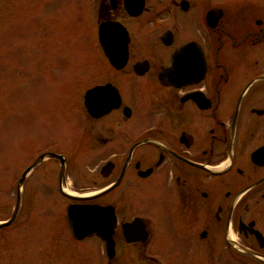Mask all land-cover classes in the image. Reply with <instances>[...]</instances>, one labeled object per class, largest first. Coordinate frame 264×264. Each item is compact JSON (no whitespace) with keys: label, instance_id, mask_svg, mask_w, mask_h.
Segmentation results:
<instances>
[{"label":"flooded vegetation","instance_id":"1","mask_svg":"<svg viewBox=\"0 0 264 264\" xmlns=\"http://www.w3.org/2000/svg\"><path fill=\"white\" fill-rule=\"evenodd\" d=\"M91 7L0 264H264V0Z\"/></svg>","mask_w":264,"mask_h":264},{"label":"rangeland","instance_id":"2","mask_svg":"<svg viewBox=\"0 0 264 264\" xmlns=\"http://www.w3.org/2000/svg\"><path fill=\"white\" fill-rule=\"evenodd\" d=\"M87 1L82 9V0H0V219L13 208L14 184L39 146L37 125L57 122L60 81L96 54L94 44L81 42L89 38L81 22L93 11ZM26 246L35 253L33 242Z\"/></svg>","mask_w":264,"mask_h":264},{"label":"water","instance_id":"3","mask_svg":"<svg viewBox=\"0 0 264 264\" xmlns=\"http://www.w3.org/2000/svg\"><path fill=\"white\" fill-rule=\"evenodd\" d=\"M99 37H100V40H111L113 39L114 37L109 33V32H106L105 33V30L102 26H100L99 28ZM106 47L107 46V43L104 44ZM30 168L27 169V171L29 170ZM21 182H22V179H20L18 181V197H17V200H16V204H15V208H14V211L12 213V219H13V216H15L16 212H17V209H18V206H19V203H20V197H19V188H20V185H21ZM78 213H83L84 215L88 216V218H91L94 216L95 212L93 211V208H84L82 211H78ZM11 219V220H12ZM10 220V221H11ZM98 229V228H97Z\"/></svg>","mask_w":264,"mask_h":264}]
</instances>
